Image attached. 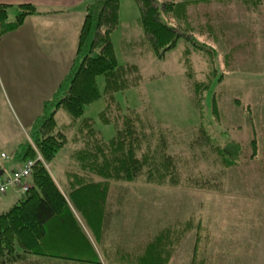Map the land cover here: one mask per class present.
I'll list each match as a JSON object with an SVG mask.
<instances>
[{"label":"rangeland","instance_id":"1","mask_svg":"<svg viewBox=\"0 0 264 264\" xmlns=\"http://www.w3.org/2000/svg\"><path fill=\"white\" fill-rule=\"evenodd\" d=\"M252 1L255 4L212 0L189 6L185 23L170 22L182 24L191 41L180 40L158 60L144 43L138 5L120 0L119 26L111 34L115 56L119 65H136L142 81L114 94V101L121 112L139 114L140 121L149 117L152 128L159 123L156 129L169 139L167 153L175 158L181 185L157 186L145 180L128 184L129 191L121 194L127 208L108 227L113 236L106 240L105 249L112 257L102 264L120 262L117 244L137 257L153 242L171 247V252L164 249L166 264H264V0ZM93 2L84 0L76 16ZM14 19L9 13L8 20ZM204 82L208 90L196 93L203 100L197 102L192 86ZM96 83L103 95L105 78L97 77ZM105 108L101 98L83 114L92 120L98 133L93 135L100 143L115 135L114 125L100 119ZM55 120L62 128L69 123L62 109ZM6 125L0 135L10 138L13 128L22 136L19 126ZM199 127H204L208 142L197 133ZM79 128L84 137L76 128L64 130L65 147L46 166L64 180L65 189L63 173L78 171L75 154L95 139ZM230 143L239 146L236 166L224 169L214 148ZM6 152L11 155L12 147ZM219 175L218 187L204 184ZM65 191L70 199L72 191Z\"/></svg>","mask_w":264,"mask_h":264},{"label":"trees","instance_id":"2","mask_svg":"<svg viewBox=\"0 0 264 264\" xmlns=\"http://www.w3.org/2000/svg\"><path fill=\"white\" fill-rule=\"evenodd\" d=\"M134 1L140 12L144 43L150 46L156 59L163 60L180 40L191 41L182 24L175 25L170 21L185 23L189 6L212 0ZM247 1L255 4L252 0ZM119 3L120 0H95L87 6L69 71L53 96L43 103L40 116L31 126L30 141L2 160L7 165L12 162L19 166L0 183L28 162L33 166L30 176L23 180L28 185L24 193L9 188L0 195H6L10 190L19 191L22 195L16 204L0 213V264H102L112 257L105 249L106 240L113 236L108 227L110 221L127 208V200L124 202L121 195L129 191L127 185L140 180L157 186L181 185L180 178L176 176L175 158L167 153L169 139L156 129L159 123L155 122L152 128L149 117L140 121L135 111L136 115L131 111L123 113L115 104L114 94L138 87L142 81L136 65H119L115 56L111 34L119 26ZM7 8L0 4V36L15 30L27 16L37 13L33 6L22 5L15 21L9 23ZM99 76L105 78L103 95L96 83ZM206 83L193 85L195 94L207 92ZM194 96L197 102L203 101L197 98V94ZM101 98H104L106 108L100 119L115 127L114 137L108 142L103 140V143L93 135L98 133L92 120L83 118L85 109ZM59 109L69 117V123L64 128L59 127L55 120ZM210 109L213 115L216 114L213 96ZM79 127L85 128L87 132L84 134L96 140L92 141L93 144L87 143L75 154L78 171L63 173L65 189L62 185L64 180L51 174L47 167L65 147V129L76 128L78 135L84 137ZM197 133L201 139L209 141L204 127H199ZM214 149L223 160L224 169L236 166L237 144L230 143L225 148ZM72 165L75 166V163ZM220 178V175L213 176L204 184L218 187ZM65 190L72 191L70 199ZM162 247L150 243L142 256L135 257L124 246L117 244L114 249L123 258L119 259V263L108 262L166 264L169 258L164 249L167 246ZM166 249L171 252V247Z\"/></svg>","mask_w":264,"mask_h":264},{"label":"crops","instance_id":"3","mask_svg":"<svg viewBox=\"0 0 264 264\" xmlns=\"http://www.w3.org/2000/svg\"><path fill=\"white\" fill-rule=\"evenodd\" d=\"M83 1L0 0L8 7V18L9 13L16 18L22 5L33 6L37 12L27 16L15 30L0 36V133L5 132L6 123L19 126L22 132L20 137L12 128L10 138L0 135V154L8 155L6 150L12 147V155L30 141L27 130L69 71L86 8L92 4L76 16ZM7 21L13 23L15 19ZM18 166L0 159V181ZM21 198L16 190L0 196V213Z\"/></svg>","mask_w":264,"mask_h":264},{"label":"built area","instance_id":"4","mask_svg":"<svg viewBox=\"0 0 264 264\" xmlns=\"http://www.w3.org/2000/svg\"><path fill=\"white\" fill-rule=\"evenodd\" d=\"M0 159L5 160L6 156L0 154ZM32 166L33 164L28 162L23 168L15 171L9 179L0 183V195L5 194L9 188L19 189L20 192L24 193L28 189V185L23 180L30 176Z\"/></svg>","mask_w":264,"mask_h":264}]
</instances>
